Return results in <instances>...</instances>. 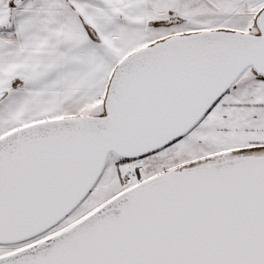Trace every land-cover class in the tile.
Masks as SVG:
<instances>
[{"label":"snow or ice","instance_id":"1","mask_svg":"<svg viewBox=\"0 0 264 264\" xmlns=\"http://www.w3.org/2000/svg\"><path fill=\"white\" fill-rule=\"evenodd\" d=\"M0 264H264V0H0Z\"/></svg>","mask_w":264,"mask_h":264}]
</instances>
